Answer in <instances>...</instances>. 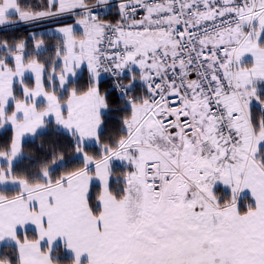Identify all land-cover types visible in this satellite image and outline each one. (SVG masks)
Wrapping results in <instances>:
<instances>
[{"label": "snow or ice", "instance_id": "snow-or-ice-1", "mask_svg": "<svg viewBox=\"0 0 264 264\" xmlns=\"http://www.w3.org/2000/svg\"><path fill=\"white\" fill-rule=\"evenodd\" d=\"M0 130V264H264V0H0Z\"/></svg>", "mask_w": 264, "mask_h": 264}, {"label": "trees", "instance_id": "trees-1", "mask_svg": "<svg viewBox=\"0 0 264 264\" xmlns=\"http://www.w3.org/2000/svg\"><path fill=\"white\" fill-rule=\"evenodd\" d=\"M23 31H24V28L23 27H21L20 28V33H23ZM46 39H48L47 37H46ZM6 134V130H0V137H2L3 135H5ZM40 142V140H39V138H37V140L35 141V143H39ZM28 146H30V145H26V147H28ZM31 235V234H30Z\"/></svg>", "mask_w": 264, "mask_h": 264}]
</instances>
